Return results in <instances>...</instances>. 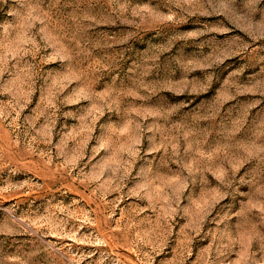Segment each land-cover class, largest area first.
<instances>
[{"label":"rangeland","instance_id":"1","mask_svg":"<svg viewBox=\"0 0 264 264\" xmlns=\"http://www.w3.org/2000/svg\"><path fill=\"white\" fill-rule=\"evenodd\" d=\"M0 264H264V0H0Z\"/></svg>","mask_w":264,"mask_h":264}]
</instances>
